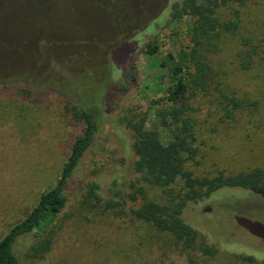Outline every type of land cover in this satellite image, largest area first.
Returning a JSON list of instances; mask_svg holds the SVG:
<instances>
[{"label":"rangeland","instance_id":"374dc122","mask_svg":"<svg viewBox=\"0 0 264 264\" xmlns=\"http://www.w3.org/2000/svg\"><path fill=\"white\" fill-rule=\"evenodd\" d=\"M176 1L0 0L1 39L24 37L31 32L26 26L38 19V23L53 24L49 33L56 39L37 61L34 76L49 80V87L70 96L51 90L38 98L0 94V240L59 180L82 131L74 107L101 106L104 117L101 132L68 188V204L56 223L51 250L31 259L27 253L37 239L23 238L16 247L22 264H253L234 253L264 262V199L257 196L231 199L235 220L222 208L210 219L196 213V224L211 231L210 221L216 226L214 234L220 233L217 225H234L241 219L255 241H262L249 246L231 229L232 246L225 245L238 250L222 248L224 252L214 256L180 255L168 239L132 213L145 200L162 202L163 197L159 188L139 181L134 135L121 120L124 115L145 116L147 127L167 142V132L156 117V106L164 109L167 102V57L179 58L192 48L191 19L170 23ZM220 20L238 29L202 52L209 79L204 85L190 82L185 101L197 136L198 155L190 168L200 176L264 168V0L231 4L223 9ZM149 43L157 45L156 54L145 50ZM253 47L258 55L251 69L244 70L242 56ZM19 57L0 71V79L7 78V84L14 82L11 78L20 70L30 68L25 55ZM131 59L135 81L122 91V77ZM198 77L195 73L192 80ZM233 98L241 106L231 119ZM90 184L99 186L104 200L123 196L127 205L110 210L94 207L88 199ZM225 194L219 195L223 201ZM131 195L136 196L135 202ZM207 206L213 209L215 203Z\"/></svg>","mask_w":264,"mask_h":264},{"label":"trees","instance_id":"16d2710c","mask_svg":"<svg viewBox=\"0 0 264 264\" xmlns=\"http://www.w3.org/2000/svg\"><path fill=\"white\" fill-rule=\"evenodd\" d=\"M247 1L177 0L171 9L170 23L180 22L185 17L191 19L189 25L192 48L190 53H181L179 58H175L172 54L167 57L168 72L165 77L168 79V85L164 90L167 93V102L164 109L158 108L159 105L156 106V117L160 127L167 132V142L163 141L158 132L147 127L145 116L124 115L121 120V123L132 130L134 135L133 149L138 158L135 172L139 176V181L159 188L163 197L162 202L145 200L139 208L133 209L132 213L137 219L150 224L159 235L168 239L182 256L193 253H199L204 257L214 256L221 251L224 252L222 248L238 250L229 246L233 243L229 241L231 229L244 244L251 246L250 243L262 242L255 241L249 228L244 227L245 221L241 219L234 225L231 222L227 225L224 223L217 225L220 229L219 234H214L216 226L210 221L207 225L211 231L194 221L196 213L210 219L221 208L227 212L230 219L235 220L237 217L231 209L233 206L231 199L248 198L251 195L257 196L256 199H264V168L256 167L233 174L219 173L215 176L197 175L190 168L198 155V150L194 146L197 140L196 130L186 115L188 107L185 104L190 82L204 85L209 79L210 72L202 52L214 45L225 33H235L238 29L234 23L221 22L220 15L223 9L231 4L244 5ZM38 21L39 19L32 21L33 24L29 23L26 26V30L31 32L24 37L17 34L7 38L8 40L0 38V71L6 67V64L12 63V60H16L18 56L22 58L23 55L30 66L26 70H20L17 76L11 78L14 81L13 85L7 84L5 82L7 78L2 77L4 80L0 79V94L7 97L20 94L27 98H38L43 96L41 92L51 90L64 98H70L63 90L49 87L51 85L49 80L40 81L35 77L38 70L37 61L53 46L56 39L55 34L49 33L53 24L45 21L38 23ZM64 31L62 30L61 33ZM249 45L250 43H247L246 47ZM145 50L149 55H154L158 47L155 43H149ZM256 55H258L256 47L245 52L242 56L245 61L241 65L242 69H251L253 57ZM131 61L132 59L124 70L122 77L124 84L120 85L122 91L128 89L127 84L135 81L131 72L133 69ZM54 65L59 66L55 61ZM50 66V69H54L51 64ZM27 73L29 75L25 76ZM195 73H199V77L192 80ZM240 106V102L233 98L232 108L228 112L231 119L234 117V111ZM74 109L76 123L81 126L82 131L72 144L61 176L54 187L41 194L34 209L0 240V264H22L16 253V247L21 239L30 235L37 240L31 246L27 257L41 258L51 250L56 223L68 204V188L101 132L104 122L101 106L94 108L81 106ZM98 190L97 184L89 185L88 199L94 201V207L110 210L127 205L126 197L104 200L98 194ZM225 191L224 199L228 204H232L226 203L227 208L223 207L226 201L219 196ZM130 200L135 202L136 196L131 195ZM211 202L215 203L213 209L207 206ZM205 206V210H202ZM234 254L245 262L264 264L252 255Z\"/></svg>","mask_w":264,"mask_h":264}]
</instances>
